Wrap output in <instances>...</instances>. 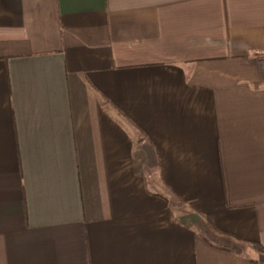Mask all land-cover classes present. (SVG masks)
<instances>
[{
  "label": "crops",
  "instance_id": "crops-1",
  "mask_svg": "<svg viewBox=\"0 0 264 264\" xmlns=\"http://www.w3.org/2000/svg\"><path fill=\"white\" fill-rule=\"evenodd\" d=\"M0 264H264V0H0Z\"/></svg>",
  "mask_w": 264,
  "mask_h": 264
}]
</instances>
